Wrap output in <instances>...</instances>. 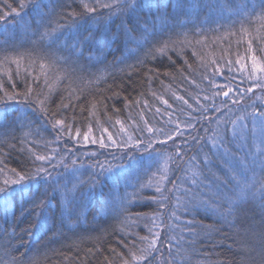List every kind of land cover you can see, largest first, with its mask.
I'll return each mask as SVG.
<instances>
[{
    "label": "trees",
    "instance_id": "16d2710c",
    "mask_svg": "<svg viewBox=\"0 0 264 264\" xmlns=\"http://www.w3.org/2000/svg\"><path fill=\"white\" fill-rule=\"evenodd\" d=\"M138 2L152 7L0 0V186L12 169L33 177L23 198L0 196V264H264L259 182L226 219L202 203L225 209L237 191L225 147L240 178H264V79L237 43L243 26L264 62V0ZM155 233L149 261L133 260Z\"/></svg>",
    "mask_w": 264,
    "mask_h": 264
},
{
    "label": "snow or ice",
    "instance_id": "6c2138e0",
    "mask_svg": "<svg viewBox=\"0 0 264 264\" xmlns=\"http://www.w3.org/2000/svg\"><path fill=\"white\" fill-rule=\"evenodd\" d=\"M115 3L117 5H123V7L117 8L118 12H123L126 10L129 12H135L137 8H143V7L151 8L152 7L151 3L144 4L142 2H138V0H115ZM25 6H26L25 0H21L20 7L23 8ZM82 6L87 12H95L97 9V6L101 7V8H112L113 4L100 3V0H96V4L92 5V4L88 3L87 0H82ZM193 7H195V5H193ZM12 11H16V9H12ZM113 14H115V13H113ZM2 18L3 17L0 16V19H2ZM160 19L161 20L164 19L163 15H161ZM257 19L260 21H264V10H262V14L260 16H258ZM132 33H133V29H131V28L125 29V35H126L128 40H137L138 38L136 36H134ZM241 33H242L241 40L237 41V43H240L243 41L244 38H247V45H248L247 51L249 53H252V55L249 57L251 59V70H250L251 74H250L249 78H251V79H264V77H256L255 76V73H257V72L264 73V62H262L261 58L257 57V55L253 52V39L250 38L251 33L247 29H245L243 26L241 27ZM146 34H147V29L145 27L144 35L139 37V39H145ZM232 35H236V33H232ZM94 38H95L94 34L91 32H89L88 37H85V39H94ZM106 39H107V37H102L100 40H97V43L99 44V43H101V40H106ZM167 46H168L167 42H165L161 48L157 49V51L163 52L167 48ZM261 51H264V49H262ZM244 59H245V57H239L235 61V63L240 65L241 71H248L247 65L245 63H242V61ZM229 63H232V62L229 61ZM40 68H41L42 74H44L46 76L47 73L45 70L48 68V65L41 63ZM49 87H51V85H49ZM28 91L30 93L31 89L29 88ZM231 91L232 90L229 89L228 91L223 92V95L228 96L229 92H231ZM247 91H252V89L249 88ZM5 95L8 96L9 99L13 98V96L9 95L8 93H5ZM178 99L183 100V97H178ZM39 103L41 105H43L44 101L41 100V101H39ZM164 103H167V101H164ZM185 103H187V101H185ZM261 116L264 117V113H261ZM232 123H233V125L236 124L235 121H233ZM55 124L56 125H63L64 121L63 120H57L55 122ZM54 127H55V125H54ZM261 129L264 130V120L261 121ZM89 131H91V129H89ZM149 131H152V129H149ZM242 131H243V129H241V132ZM77 135H79V130H77ZM88 138H89L88 134L85 133L84 139L88 140ZM169 138H171V137H169ZM108 140L111 141L113 144L116 143V141L112 139L111 134H109ZM129 140H131V137H129ZM92 142L96 143V140L93 139ZM99 142H100L101 147L106 146L103 138H101ZM222 147H223V145H222ZM221 155L224 158V162H225L226 166L232 170V178H233V180L236 181L237 191L235 192L234 196H226L225 197V201L227 204V208H225V209H222L220 207H212L211 205H208L207 202H202V203H204L206 207H211L212 211L215 213H218L222 219H226L228 216H233L239 211L241 203L249 199V194H251L252 198H255V195H256L255 189H256L257 182H259V184H260L259 192L261 194V198L264 199V178H261L259 181H257V179L255 177H253L251 180H244L243 178H240L239 174L236 173L235 169L232 167V164L230 163V161L228 159V157L230 156V152L226 147H225L224 153H222ZM36 159L45 160V159H47V157L42 156V155H38V156H36ZM205 160L207 162V157L205 158ZM241 163H243V162H241ZM261 165H262V172H264V152L261 153ZM2 171H3V169H0V172H2ZM11 171L14 173L16 178L15 179H4L2 186H0V196L4 197L5 204L7 203V200H8V195H9L8 186L9 185H20L21 187H20L19 195L21 198H23L25 196L23 184L26 181H29L33 178L30 174H27V173L21 174L19 172H16L15 169H12ZM43 171H45V170L42 168L37 170L38 173L43 172ZM164 178L165 177H162V179H164ZM193 183H195V181H193ZM156 190L158 192L161 191V189L159 187H157ZM30 202L33 204L34 207H42L43 206V201H40L39 203H37L35 200H31ZM69 203L71 205L72 202L70 201ZM74 211H75V207H72V212H74ZM153 226L159 227V225H157L155 223V221H153ZM150 231H151V229H150ZM190 231H192V230L190 229ZM159 236H160L159 233H155L154 234L155 238H153V239H149L148 237H141L142 240L147 241L146 247L140 250L139 255H137L136 253H133L132 254L133 260H135V261H149V258L152 256L153 252L157 250L156 244H157V241L159 239ZM29 264H35L34 260L30 261ZM124 264H129V262L124 261Z\"/></svg>",
    "mask_w": 264,
    "mask_h": 264
},
{
    "label": "rangeland",
    "instance_id": "374dc122",
    "mask_svg": "<svg viewBox=\"0 0 264 264\" xmlns=\"http://www.w3.org/2000/svg\"><path fill=\"white\" fill-rule=\"evenodd\" d=\"M264 120V117H258V120L256 122V127H257V131H258V134H257V138H258V141L259 143H261L262 145L264 144V130L261 129V121Z\"/></svg>",
    "mask_w": 264,
    "mask_h": 264
}]
</instances>
